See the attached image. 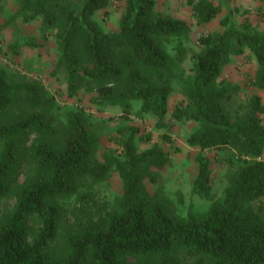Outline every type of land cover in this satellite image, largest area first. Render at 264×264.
Masks as SVG:
<instances>
[{
    "label": "trees",
    "instance_id": "trees-1",
    "mask_svg": "<svg viewBox=\"0 0 264 264\" xmlns=\"http://www.w3.org/2000/svg\"><path fill=\"white\" fill-rule=\"evenodd\" d=\"M186 1L198 24L220 10L214 0ZM108 2L15 0L12 19H39L44 28L56 30V66L64 71L70 96L84 87L93 91L95 102L123 104L125 111L129 99L139 100L138 115L149 114L162 127L172 82L178 80L185 97L169 117L193 122L185 142L200 150L194 190H205L209 182L210 162L201 153L206 148L220 152L233 168L230 182L205 213L175 214L152 199L144 182L147 166H162L167 159L158 144L137 150L133 134L124 131L120 156L99 159L79 111L68 109L57 119L46 108L53 105L52 95L31 81L13 82L0 68V197L15 198L0 219V264H264V104L252 93L241 111L232 112L228 105L238 86L221 76L229 54L248 49L257 64L252 84L264 89V30L236 23L229 11L220 31L198 37L200 49L186 73L181 46L171 56L163 44L188 34L185 20L157 12L155 0H123L117 28L106 30L94 14ZM14 105L19 111L10 116ZM29 133L34 137L27 148L37 167L13 186L12 174L25 155L21 139ZM163 137L172 143L168 134ZM113 170L121 180L114 205L97 206L91 217L74 216L55 249L59 200H82L86 194L76 191L82 183L106 181ZM29 216L40 224L31 238Z\"/></svg>",
    "mask_w": 264,
    "mask_h": 264
},
{
    "label": "rangeland",
    "instance_id": "rangeland-1",
    "mask_svg": "<svg viewBox=\"0 0 264 264\" xmlns=\"http://www.w3.org/2000/svg\"><path fill=\"white\" fill-rule=\"evenodd\" d=\"M214 2L220 6L219 12L210 21L198 24L186 0H155L154 7L157 12L181 18L189 26L188 34L180 38H166L163 43L171 56H174L177 48L181 46L184 51L181 64L186 73H191L192 57L200 49L198 37L208 32L220 31V20L229 11L236 23L248 22L255 29L264 30V0H214ZM122 8L123 0H109L105 8L94 14V18L104 29H116ZM15 9V0H0V68L7 72L13 82L31 81L45 94L52 95L53 105L46 108L48 107L59 120L68 109L79 111L94 136V151L99 159L120 156L124 131L133 134L132 142L137 150L158 144L166 152L167 159L162 166H147L148 176L144 178V182L152 199L163 202L175 214L185 215L188 211L203 214L213 201L221 198L223 189L230 182L233 168L226 165L222 160V154L212 148L201 151L210 162L207 188L201 192L194 190L195 156L200 150L185 142L193 122H176L169 117L174 106L185 97L178 80L172 82L166 126L162 127L155 125L151 115H138L139 100L129 99L127 101L130 105L129 110L125 111L126 106L123 104L109 105L95 102L93 91L84 87L78 88L76 96H70L66 92L64 71L56 66L57 53L54 40L56 30L44 28L39 19L24 21L19 16L12 19ZM31 40H35L37 45L27 43ZM256 65V60L248 49H244L239 54H229L223 61L221 76L238 86L233 103L228 105L232 112L241 111L252 93L259 95L264 104V89L252 84ZM18 111V106L14 105L8 111V115L14 116ZM147 134L150 136L149 139L145 138ZM164 134L170 136L172 143L163 137ZM33 137L34 133H29L26 138L21 139L25 155L12 174L13 186L33 175L36 170L37 163L30 156L27 148ZM262 158L264 159V151ZM76 191L86 194V197L79 201L74 197L59 200L62 209H60L59 234L53 242L55 249L61 248L62 232L71 226L74 216L91 217L95 215L97 206L105 208L114 205L121 194V180L118 173L113 170L106 181L84 182ZM14 201L12 195L0 197V219L13 207ZM28 225L29 238H31L40 225L38 218L29 216Z\"/></svg>",
    "mask_w": 264,
    "mask_h": 264
}]
</instances>
